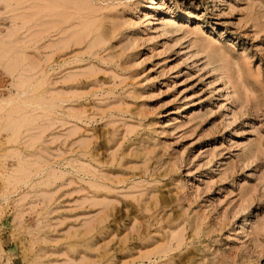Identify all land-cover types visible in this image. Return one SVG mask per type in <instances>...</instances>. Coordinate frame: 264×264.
Masks as SVG:
<instances>
[{
	"label": "rangeland",
	"instance_id": "obj_1",
	"mask_svg": "<svg viewBox=\"0 0 264 264\" xmlns=\"http://www.w3.org/2000/svg\"><path fill=\"white\" fill-rule=\"evenodd\" d=\"M0 264H264V0H0Z\"/></svg>",
	"mask_w": 264,
	"mask_h": 264
},
{
	"label": "bare ground",
	"instance_id": "obj_2",
	"mask_svg": "<svg viewBox=\"0 0 264 264\" xmlns=\"http://www.w3.org/2000/svg\"><path fill=\"white\" fill-rule=\"evenodd\" d=\"M166 18H164V20H165ZM165 21H167V20H165ZM215 52V48H212V49H210V53H214ZM4 107H2L1 108V110L3 109ZM10 128H12V126L10 127ZM14 130V129H13Z\"/></svg>",
	"mask_w": 264,
	"mask_h": 264
}]
</instances>
